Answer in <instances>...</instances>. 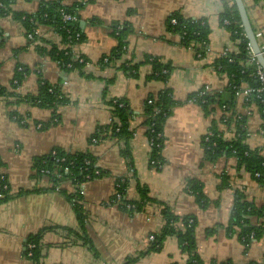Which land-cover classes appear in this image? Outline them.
<instances>
[{
	"label": "crops",
	"instance_id": "obj_1",
	"mask_svg": "<svg viewBox=\"0 0 264 264\" xmlns=\"http://www.w3.org/2000/svg\"><path fill=\"white\" fill-rule=\"evenodd\" d=\"M44 1L15 0L12 13L0 17V85L10 87L18 66L25 73L22 83L13 88L14 95L7 92L0 97V164L9 184V198L0 203V264H33L25 255L26 245L40 231L43 264H186L187 256L174 235L166 238L160 250H150L149 235L164 224L159 202L176 215L196 218L197 252L207 264L212 260L264 264V234L245 245L227 232L237 192L262 206L264 183L239 166L234 156L205 159L203 139L214 120L231 139L235 123L231 120L228 126L220 121L223 112L218 105L207 114L199 103L188 99L206 85L222 93L223 99L234 97L229 114L233 111L237 118H245V144L264 156L261 111L244 96L224 91L228 81L213 66L222 51L236 47L230 30L219 21L224 0H64L68 6L75 5L80 19L84 38L73 49L89 60L85 73L66 69L40 50L49 51L55 45L63 48L61 35L53 27L39 25V43L35 44L14 16L15 12L36 13ZM244 2L255 32L264 34V0ZM176 12L208 20L210 34L201 57L178 34L167 30ZM122 27L129 28L125 52L115 66L101 68L98 62L117 46L115 32ZM147 57L171 65L167 81L151 77L153 66ZM129 61L138 65L134 75L120 67ZM41 81L58 87L68 104L54 112L26 100L38 92ZM166 87L177 104L164 123V161L157 167L150 160L152 145L144 108L150 96ZM20 97L24 100L18 102ZM118 98L134 113L129 143L132 163L123 154L124 141L114 137L90 140L99 125L110 122L108 102ZM55 148L88 153L102 171L84 183V194L76 201L83 210V226L72 197L76 185L36 175L34 158ZM225 176L228 181L223 184ZM130 177L125 184L126 200H142L140 189L145 186L157 201L147 202L142 211L123 209L115 201L116 186L121 178ZM190 179L202 184L207 205L187 189ZM211 228H215L212 234L208 233Z\"/></svg>",
	"mask_w": 264,
	"mask_h": 264
},
{
	"label": "trees",
	"instance_id": "obj_2",
	"mask_svg": "<svg viewBox=\"0 0 264 264\" xmlns=\"http://www.w3.org/2000/svg\"><path fill=\"white\" fill-rule=\"evenodd\" d=\"M14 1L15 0H0V17L12 13L11 6ZM259 1L261 0H255L256 3H259ZM224 4L225 9L219 15V21L222 26L230 30L231 37L236 47L235 49H229L226 55H220L213 63V66L216 72L222 74L228 81L224 91H229L236 96V89L241 88L245 84L256 85L257 80L251 75L255 70L254 66L247 65L250 43L245 34L237 6L234 0H224ZM61 10L72 13L78 17L75 5L68 6L64 3V0H46L34 14L13 13L26 27V33L38 29L39 25L53 27L61 35L64 44L63 48H59L56 45L49 51L45 48H38H40L42 52H47L55 60L63 64L66 69L78 70L81 73H85L84 68L87 66L89 60L82 56V61H72L71 51L65 48L67 42L77 44L84 38L80 28V19L78 17L76 22L64 21ZM172 18L176 19V24L171 22ZM128 30L129 28L127 27L118 28L116 30L115 34L118 44L98 62L101 68L115 66L117 63L116 61L122 57L125 52ZM167 30L178 34L181 42L185 46L193 47L196 52L202 55L204 54V47L207 45L210 34V26L207 19L186 18L176 12L170 16L167 23ZM79 31L81 32L79 40H68L69 35H73L75 32ZM146 60L150 61L153 66L152 78L161 79L162 81L168 80L172 71L170 64H165L157 57H147ZM70 62H72L71 67L68 66ZM137 66L136 63L130 61L120 65L124 71L133 75L137 73ZM24 76V68L21 67L19 70L18 66L11 80L10 87L0 85V97L5 94L7 95V92L8 95H14L13 88L22 83ZM222 95V93H210L205 96H199L198 92H194L190 94L188 99L199 103L207 114L212 113L216 105L219 107L226 105L228 111L231 110L232 105L236 103L235 98L232 97L227 100L223 99ZM25 98L30 103L51 108L54 112H57L60 106L66 105L69 102L58 87L43 81H41L36 94L28 95ZM149 99H152L153 103L150 104L146 101L144 122L148 126V135L153 143L150 160H160L163 162L164 157L162 150L165 139L163 134L164 123L171 115L173 107L176 106L177 102L173 98L172 91L167 87L157 95L150 96ZM22 100H24V97L17 98L18 102ZM250 101H253L260 111L263 109L264 105L257 99L251 98ZM108 103L111 105L112 120L106 124L99 125L90 140L93 141L94 138L104 139L106 137H114L124 141L125 147L123 154L128 157L130 163H132L129 143L133 133L130 127L134 113L124 99H113ZM234 115L235 113L232 111L228 116V120L225 121L228 126L231 120L233 121L232 123H235L234 127H236V134L232 140H227L223 137V131L218 129L216 120L212 123L210 130L213 132V135L207 142L203 139L205 159L215 160L223 155L234 156L237 158L239 166L244 167V169L257 179L259 183L263 184L264 156L259 154L257 150L250 149L245 144V137L247 135L244 125L245 118L238 120L237 116ZM222 120L221 118L220 121ZM158 134H161V136L159 137ZM34 168L36 169V175H43L46 174L45 171H49L48 176L54 181L70 180V182L75 185L97 177L94 171L98 167L96 166L94 157L88 153L67 152L61 148H55L54 151L49 154L34 158ZM65 168L69 170L66 172ZM256 173H260V176L256 177ZM101 174L102 171L100 172V175ZM226 181H228L227 176L223 178V184H226ZM124 188L125 184L121 187V191L124 190ZM187 189L196 196V199L202 205L205 206L208 204L202 184L199 181H195L194 179L188 180ZM8 192L9 189L4 191L5 195L0 198V203L9 198ZM140 193L142 200H124L122 204L123 209L129 212L142 211L147 202L157 201L149 196L148 188L145 186L141 187ZM72 197L74 198V206L77 211L78 221L80 225L83 226L84 215L82 207L76 202L78 197L76 195ZM127 204L134 206V208H128ZM158 204L162 206L161 212L164 224L159 232L153 234L154 239L150 241V250H160L166 238L174 235L178 239L182 252L187 256L186 264H207L201 259L197 252L195 240L196 218L192 215H176L167 205L162 202ZM254 218L257 222L253 220ZM214 229H208V233L212 234ZM227 232L231 235H237L245 245L249 244L252 240L259 239L264 234V205L257 206L255 203L248 201L244 194L238 191ZM42 235L43 233L40 231L32 235L27 242V244H34V247H26L25 250L26 257L29 258L33 264H43L42 245L40 243ZM84 239L86 242H89L86 236H84ZM30 253L31 255H29ZM208 264L232 263L228 261L218 262L212 260Z\"/></svg>",
	"mask_w": 264,
	"mask_h": 264
},
{
	"label": "built area",
	"instance_id": "obj_3",
	"mask_svg": "<svg viewBox=\"0 0 264 264\" xmlns=\"http://www.w3.org/2000/svg\"><path fill=\"white\" fill-rule=\"evenodd\" d=\"M61 12H62V17H63L64 21L76 22L78 20V17L72 13H68L64 10H61ZM171 22L173 24H176V19L172 18ZM255 34H256L257 40L262 39L261 43H259V44H260V47L264 53V34H263V31L259 30V31L255 32ZM38 35H39L38 29H35L32 32L27 33L28 39L35 44L37 42L39 43V41H37V39H36ZM80 37H81V32L79 31V32H75L73 35H69L68 40L69 41L71 39L79 40ZM74 46H75L74 43L67 42V45L65 46V48H67V49H69V51H71L72 61H77V60L82 61L83 60L82 56L79 55L77 52H75V50L73 49ZM227 52H228V50H224V51H222L221 55L224 56L227 54ZM197 55H198V57L202 56V54L199 52H197ZM256 60H257L256 56H255V54H254V52L250 46L249 51H248L247 65L254 66L255 70L251 75L257 80V84L256 85L245 84L241 88L236 89L235 94H236V96H244L246 98V100H250L251 98L257 99L261 104L264 105V70L261 67V65L258 63V61H256ZM68 66L71 67L72 62H70L68 64ZM19 69H21V68H19ZM197 92L199 93V96H205V95H208L210 93L211 94L215 93L213 91L212 87L208 86V85L200 88ZM147 101L150 104L153 103L152 99H148ZM220 109L223 112L222 117H221L223 119L222 121L225 122L228 120L229 111H228L226 105L220 107ZM261 114L264 115V107L261 110ZM14 117H16V116H14ZM241 118H242L241 115L238 116V119H241ZM111 120H112V118H111ZM39 127H42V125L39 124ZM263 131H264V129L261 130V132H263ZM212 135H213V132L211 130H208V132L204 136V140L206 142L209 141ZM158 136L160 137L161 134H158ZM223 137L226 138L227 140H232L230 137H228L226 135H224ZM98 140L99 139H96V138L93 139L94 142H98ZM151 145H153L152 141H151ZM151 163L157 167H160L163 164V162L160 160H151ZM68 170H69L68 168H65L66 172ZM130 171H131V173L133 172V170H130ZM94 172L97 176H100L101 170L99 168H96ZM45 173L48 175L49 171H45ZM259 176H260V173H256V177H259ZM128 180H132V178L131 177L130 178H121L120 180H118L117 186H116L117 189H116V193H115V201L116 202L123 204V201L126 200V197H127L126 190L124 188V190L121 191V187L123 186V184H126V181H128ZM85 182L86 181H84L82 183L75 184L77 187V189H76L77 190L76 196L78 197L77 202L81 200V196L84 194V183ZM57 188H58L57 189L58 191L61 190V189H59L60 187H57ZM8 189H9V184H8L7 176L4 172L1 171V164H0V198H2L5 195L4 191L8 190ZM132 207H134V206H132ZM153 234L149 235V237H148L149 241H152L154 239ZM26 247L32 248V247H34V244L28 243ZM29 255H31V253Z\"/></svg>",
	"mask_w": 264,
	"mask_h": 264
},
{
	"label": "water",
	"instance_id": "obj_4",
	"mask_svg": "<svg viewBox=\"0 0 264 264\" xmlns=\"http://www.w3.org/2000/svg\"><path fill=\"white\" fill-rule=\"evenodd\" d=\"M237 9L239 11V15L242 21V25L245 31V34L249 40L250 46L256 56V59L258 63L261 65V67L264 70V53L260 47V44L256 38L255 30L252 26V23L250 21V17L248 15V10L245 5L244 0H234Z\"/></svg>",
	"mask_w": 264,
	"mask_h": 264
}]
</instances>
